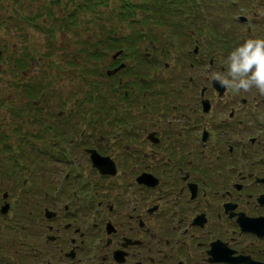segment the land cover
Listing matches in <instances>:
<instances>
[{"label":"flooded vegetation","instance_id":"flooded-vegetation-1","mask_svg":"<svg viewBox=\"0 0 264 264\" xmlns=\"http://www.w3.org/2000/svg\"><path fill=\"white\" fill-rule=\"evenodd\" d=\"M87 1L3 4L23 43L0 49L20 90L0 91V264H264V96L209 78L232 32L189 30L185 50L114 13L88 34Z\"/></svg>","mask_w":264,"mask_h":264},{"label":"rangeland","instance_id":"rangeland-1","mask_svg":"<svg viewBox=\"0 0 264 264\" xmlns=\"http://www.w3.org/2000/svg\"><path fill=\"white\" fill-rule=\"evenodd\" d=\"M4 1L5 0H0V49H2L3 47H7V48H10L11 51L16 49V48H19V45H21L23 43L22 39L20 36H18L17 34H15V32L12 30V29H9V28H6L3 24H2V20L1 19H4V15H3V4H4ZM227 1V0H225ZM230 1H233V2H236V5H235V9H236V12H235V15L232 16V19H236V15H239V14H242V15H247V11L244 10V5L243 3H246L247 0H230ZM258 1V0H256ZM133 3L137 4V5H140L143 3V0H138V1H135V0H132ZM262 3L264 1H261ZM245 5H248V4H245ZM117 7H118V3L116 2V0H108L107 3L102 6V9H103V16H98V11H97V7L95 9V12L94 13H91V12H87L86 13V19H87V29H88V34L92 33L95 29L99 28L100 26H103V28H109L111 25L109 24L110 22L107 21V17L104 16L105 14H114V13H118V10H117ZM201 9L206 12V7L205 6H202ZM256 11H257V19H264V16H262L260 13L261 12H264V10H262L261 8H258L256 7L255 8ZM137 12H141L140 10H138ZM215 14H221L220 15V20L218 22H226L228 21L227 19H225L224 17V14L225 13H220V12H217ZM138 16H141L140 13H137ZM223 15V16H222ZM217 18V17H215ZM218 22H216V25L218 28H220ZM228 23V22H227ZM201 25H203V23H200ZM235 24L237 26L240 27L239 25V22H235ZM151 27L153 30L155 31H163V34H164V37H163V40H165L166 36H171L173 35V43H178L179 45L183 46L185 48V50L187 49H190L193 45V42H190L188 40V38H192V40L195 38V36H193L191 34V32L189 30H191L190 28H188L185 32H184V35H186V37H182V38H179V41L176 42L175 39H174V34L164 25L163 28H158L156 26H154L153 24H151ZM116 28L119 29L120 31V34L121 33H128L127 32V24L126 23H120L118 20L116 21ZM232 28H234V30L236 29L235 26L232 25ZM245 28H247V26H245ZM132 30H140L142 29L140 26L139 27H135V28H131ZM217 29V28H216ZM227 29H231V26H229L228 24H225V23H222L221 24V30H227ZM218 30V29H217ZM64 32H67V31H64ZM64 32L63 31H57L53 38L55 39L56 41V45H58V42L63 38L62 35H64ZM196 33V31H194ZM241 32V31H240ZM68 34V38L69 40L72 42L73 39L75 38L74 34L71 33V32H67ZM196 34H202V35H205L206 34V31H202L201 33H196ZM36 36L34 38H32L34 40L35 43H37L39 45V51L37 53L36 56H40L41 54H44L46 51H47V37L46 35H42V34H32V36ZM120 36V35H119ZM176 37V36H175ZM59 39V40H58ZM200 39H203V38H200ZM167 42H171L169 39H167ZM240 41L238 40V37L235 36V38L233 39V42L232 44H239ZM165 44V43H164ZM50 50V49H49ZM173 53L176 55V52L174 49H172ZM57 58L59 56V51L56 50L55 52ZM183 51L182 50H179L178 51V57H181L183 56ZM181 62L180 59H176V61L174 62V64H177ZM40 65H36V67H39ZM201 68V67H200ZM0 70H2V67L0 68ZM39 76H40V80L43 81V79H47V76H48V72H49V69L46 68V69H43L42 68H39ZM188 71V66L187 64L185 65V68H184V72L186 73ZM16 78V74L14 72V70L10 67V64L7 65V66H4L3 68V72L0 73V91H5L4 94H10L11 92L14 91H17V92H20L19 89H14L13 86H12V82L14 81V79ZM12 89H11V87ZM46 92L49 93L48 89H46Z\"/></svg>","mask_w":264,"mask_h":264},{"label":"trees","instance_id":"trees-1","mask_svg":"<svg viewBox=\"0 0 264 264\" xmlns=\"http://www.w3.org/2000/svg\"><path fill=\"white\" fill-rule=\"evenodd\" d=\"M93 1H87V7L92 11L95 10L93 6L97 5ZM235 5L225 0H143L140 5L132 3L131 0H119L117 8L121 21L130 27L146 28L151 23L158 28L165 25L167 28L181 30L199 26L208 29L214 37H219L215 23L220 20L221 14L215 13H225V19H232L236 12ZM243 5L245 7V4ZM202 6L206 7V12L201 9ZM138 10L146 16L137 17ZM179 22H183V25Z\"/></svg>","mask_w":264,"mask_h":264},{"label":"clouds","instance_id":"clouds-1","mask_svg":"<svg viewBox=\"0 0 264 264\" xmlns=\"http://www.w3.org/2000/svg\"><path fill=\"white\" fill-rule=\"evenodd\" d=\"M209 78L235 93L255 90L264 96V38H248L235 46L227 56L225 71H213Z\"/></svg>","mask_w":264,"mask_h":264},{"label":"water","instance_id":"water-1","mask_svg":"<svg viewBox=\"0 0 264 264\" xmlns=\"http://www.w3.org/2000/svg\"><path fill=\"white\" fill-rule=\"evenodd\" d=\"M241 19H243V18H241ZM244 20H245V18H244ZM244 20H243V21H244Z\"/></svg>","mask_w":264,"mask_h":264}]
</instances>
